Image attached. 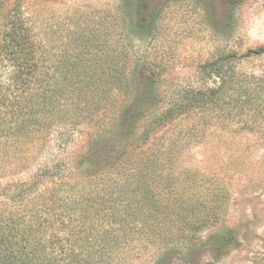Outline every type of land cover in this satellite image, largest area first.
I'll list each match as a JSON object with an SVG mask.
<instances>
[{"label": "trees", "instance_id": "trees-1", "mask_svg": "<svg viewBox=\"0 0 264 264\" xmlns=\"http://www.w3.org/2000/svg\"><path fill=\"white\" fill-rule=\"evenodd\" d=\"M123 2L139 16L146 11L145 0H120L119 7ZM2 4L0 177L28 168L53 139L68 146L60 136L86 128L88 135L69 158H52L30 179L0 184V264H146L153 260L143 255L152 250L160 251L156 264L170 248L196 241L218 220L221 196L202 190L194 183L202 178L185 166L182 154L191 141L182 135L193 131L165 133L208 98L223 99L224 63L207 65L219 86L155 95L157 103L135 111L123 130L124 103L140 92L131 90L130 65L137 63L131 35L151 34L154 9L148 22L138 19L128 32L118 9L88 16L77 10L61 39L24 0L5 11ZM242 55H264V45Z\"/></svg>", "mask_w": 264, "mask_h": 264}, {"label": "rangeland", "instance_id": "rangeland-1", "mask_svg": "<svg viewBox=\"0 0 264 264\" xmlns=\"http://www.w3.org/2000/svg\"><path fill=\"white\" fill-rule=\"evenodd\" d=\"M12 1L0 0L1 11ZM24 4L40 12L47 29L61 39L69 33L77 10L88 16L99 15V9H118V20L128 32L136 28L138 19L148 22L154 9L151 34L144 29L131 35V54L137 59L130 65V70L134 68L131 90L136 86L140 92L129 93L130 99L124 103L123 111H128L119 124L123 130L136 120L135 111L157 103L156 96L182 88L219 86L220 78L209 73L212 69L207 65L218 58L224 63L229 82L220 91L223 99L209 103L208 98L202 108L175 119L165 133L177 135L187 126L193 131L182 135L191 141L183 161L191 173L196 171L195 178H202L195 184L206 193L221 196L222 210L215 223L198 233L196 241L170 248L156 264H264V55H242L264 45V0H145L142 16L125 2L119 7L120 0H24ZM107 11L100 14L106 17ZM137 128L134 132L140 131ZM87 132V128L77 129L60 136L68 140V146L53 139L44 156L25 170L7 172L0 184L30 179L52 158H69V150L81 145ZM109 135V139L114 136ZM107 143L103 145L108 151ZM159 255L160 251L152 250L143 257L149 256L153 261L146 264H153Z\"/></svg>", "mask_w": 264, "mask_h": 264}]
</instances>
